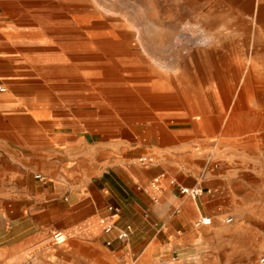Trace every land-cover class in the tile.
Segmentation results:
<instances>
[{"label": "crops", "instance_id": "0c3cea01", "mask_svg": "<svg viewBox=\"0 0 264 264\" xmlns=\"http://www.w3.org/2000/svg\"><path fill=\"white\" fill-rule=\"evenodd\" d=\"M4 12L0 5V204L23 211L11 190L29 188L31 173L47 176L44 184L33 179V243L13 264H192L182 260L181 252L203 237L205 229L197 226L201 217L212 223L211 200L182 195L178 186H199L208 195L236 185L217 177L201 182L197 176L204 154L240 174L258 168L264 149V69L245 68L243 56L212 54L192 81L195 95L186 102L192 115L178 131L166 130L163 137L149 125L146 134L140 133L115 118L103 128L97 116L103 109L96 100L103 85L99 67L88 75L93 78L91 102L83 62L67 69L60 56L39 60L42 74L52 68L49 98L40 99L33 64L8 52L17 51L22 41L7 32ZM87 108L93 117L87 118ZM105 137L108 143L102 142ZM146 138L154 144L144 145ZM197 145L205 150L197 152ZM148 147L152 152L142 153ZM147 153L158 161L142 165L139 156ZM157 176L160 191L154 186ZM111 205L119 212L109 211ZM102 219L118 228L131 224L129 239L118 240L116 230L105 233ZM56 231L66 234L64 243L54 241Z\"/></svg>", "mask_w": 264, "mask_h": 264}, {"label": "rangeland", "instance_id": "374dc122", "mask_svg": "<svg viewBox=\"0 0 264 264\" xmlns=\"http://www.w3.org/2000/svg\"><path fill=\"white\" fill-rule=\"evenodd\" d=\"M0 5L5 9L7 32L22 41L16 44L17 51L8 52L33 64V86L40 99L49 98L47 79H51L52 68L42 74L36 66L39 60L60 56L67 69H76L83 62L86 100L91 102L95 98L88 83L93 78L88 75L93 74L94 65L99 67L103 85L96 100H101L103 109L99 108L97 116L103 128L115 118L140 133L146 134L149 125L163 137L166 130L178 131L192 115L186 103L195 95L192 81L197 71L206 69L207 56L212 54L215 58L223 53L243 56L245 68L264 69V0H0ZM207 49V55L200 56ZM93 114L87 108V118ZM88 131L99 138L93 129ZM108 141L109 137L102 140ZM143 142L154 144L149 138ZM193 149L205 150L201 145ZM144 152L152 150L148 147ZM258 158L257 169L240 174L221 159L204 154L197 176L201 182L217 177L236 185L204 193L202 197L211 200L207 207L212 223L197 222L205 233L187 253L181 252L182 260L191 259L192 264H261L264 149ZM216 162L219 167L211 170ZM33 179L44 184L47 176L39 180L31 173L29 188L11 190L23 203V211L0 204V264H13L21 249L33 243ZM226 216H234V221L225 223Z\"/></svg>", "mask_w": 264, "mask_h": 264}, {"label": "built area", "instance_id": "2783aa9c", "mask_svg": "<svg viewBox=\"0 0 264 264\" xmlns=\"http://www.w3.org/2000/svg\"><path fill=\"white\" fill-rule=\"evenodd\" d=\"M2 90H4V89H2ZM138 161L142 165H152L156 162V156L152 153L143 154V155L139 156ZM218 167H219V163L216 162L211 166V170L217 169ZM205 170H209V168H205ZM35 178H37L39 180H45V176L41 173H36ZM160 182H161V178H160V176H157L154 180V186L156 187V189L158 191H160L162 189ZM171 184L178 186L177 182L175 180H171ZM178 188H179L180 194L188 195V196L193 197V198H200L205 193L204 189L199 187V186H192V187L178 186ZM108 209H109V211H111L113 213L119 212V208L116 206L111 205V206H109ZM233 220H234L233 216H228L227 218H225L226 223H231V222H233ZM101 221L103 223L105 233L110 234L116 230L117 231V239L120 241L128 240L132 231H133V227L131 224H127L124 228H118L114 223L109 222L105 219H102ZM197 222H198V224H200L202 222L206 224L209 222V219L203 218V220L199 219ZM52 236H53L54 241L57 244H62L67 240L66 234L62 231H56L53 233ZM107 244L111 245L112 242L109 241V242H107ZM259 262L261 264H264V253L260 256Z\"/></svg>", "mask_w": 264, "mask_h": 264}, {"label": "bare ground", "instance_id": "6f19581e", "mask_svg": "<svg viewBox=\"0 0 264 264\" xmlns=\"http://www.w3.org/2000/svg\"><path fill=\"white\" fill-rule=\"evenodd\" d=\"M62 20V19H61ZM114 21V20H113ZM94 22V21H93ZM115 22V21H114ZM55 25V24H54ZM99 25H97V27H98ZM102 26V25H101ZM108 26V25H107ZM118 26V25H117ZM93 27H95V26H93ZM91 28V27H90ZM119 35V34H118ZM208 42V41H207ZM81 46V45H80ZM39 68V67H38ZM46 68V67H45ZM43 69V68H42ZM48 69H49V67H48ZM39 71H41V70H39ZM189 106V105H188Z\"/></svg>", "mask_w": 264, "mask_h": 264}]
</instances>
